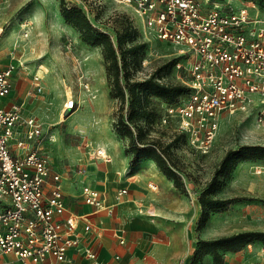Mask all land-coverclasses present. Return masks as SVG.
I'll list each match as a JSON object with an SVG mask.
<instances>
[{"label":"rangeland","instance_id":"1","mask_svg":"<svg viewBox=\"0 0 264 264\" xmlns=\"http://www.w3.org/2000/svg\"><path fill=\"white\" fill-rule=\"evenodd\" d=\"M59 1L0 0V59L3 64L18 61L13 93L24 101L25 115L31 114L49 125L45 135L51 139L46 138L45 147L50 163L69 173L74 169L84 172L87 161H97L95 149L106 148L104 142L121 150L127 140H122L113 129L118 99L109 95L101 48L85 43L80 33L65 22L59 12ZM65 1L81 5L95 25L112 34L115 13L125 12L132 18L137 30L136 40L145 44L129 64L130 76L134 79L142 80L152 72L158 73L159 67L176 54L173 44L146 32L127 6L114 0ZM219 1L231 3L234 8L241 7L242 2L253 4L250 16L264 21V0ZM168 73L165 75L171 78ZM33 74L40 76L42 91L28 94ZM85 82L88 89L84 87ZM70 95L78 105L71 112L63 113L64 101ZM257 111L258 108L241 113L224 112L207 154H200L186 143H175L170 148L183 172L187 193L171 186L181 199L174 194L170 195V201L151 198L152 202L176 210L180 218L171 217L166 209L154 216L149 214L161 225L159 231L153 232L148 245H156L164 256L154 258L145 254L141 257L144 264H188L198 237L215 238L244 230L264 231V160L241 162L222 176L216 195L241 198L222 211L211 213L204 227L195 229L200 212L197 196L225 151L244 143L264 144V118L258 119ZM173 126L174 123L167 127L156 125L152 135L165 144L172 138ZM260 241L253 240L251 248L244 246L235 252L225 251L224 264H260L261 254L257 250ZM198 264L214 263L212 257L206 255Z\"/></svg>","mask_w":264,"mask_h":264},{"label":"built area","instance_id":"2","mask_svg":"<svg viewBox=\"0 0 264 264\" xmlns=\"http://www.w3.org/2000/svg\"><path fill=\"white\" fill-rule=\"evenodd\" d=\"M114 1L129 7L146 32L176 50L171 78L166 75L161 81L180 82L189 91L177 103L163 105L158 126L174 123L172 134H183L189 147L207 154L224 112L258 108V119L264 118V21L250 16L253 4L242 2L234 8L219 0ZM18 65L10 60L0 67V264H61L70 249H83L95 258L92 249L81 245L77 230L81 221L85 232L91 223L85 214L67 207L63 175L52 170L43 148L44 138L51 139L45 135L49 128L35 116L24 115L22 102L4 103ZM84 87L89 88L87 82ZM40 91L41 78L33 74L27 93ZM77 105L73 96H67L63 113ZM20 125L25 139L17 137ZM94 156L110 161L103 147L96 148ZM148 186L157 188L154 182ZM126 193V187L119 188L116 199ZM81 198L95 209L112 211L95 187L83 185ZM246 246L251 248L252 243ZM257 250L258 261L264 264V243ZM5 254L13 259L3 260Z\"/></svg>","mask_w":264,"mask_h":264},{"label":"trees","instance_id":"3","mask_svg":"<svg viewBox=\"0 0 264 264\" xmlns=\"http://www.w3.org/2000/svg\"><path fill=\"white\" fill-rule=\"evenodd\" d=\"M59 12L66 23L72 25L82 40L101 48L105 62L106 77L109 81V95L118 99L117 119L113 125L120 138L126 139L124 152L129 157V165H136L141 159L154 160L161 173L181 192L187 188L175 156L170 152L173 144L185 143L183 134H172V138L162 141L152 135L158 125L164 104H175L189 88L176 81H161L170 72L177 57L171 58L158 73H150L142 80L130 76L129 64L144 48V42L136 40L137 30L132 18L125 12L113 16V32L95 25L81 5L75 2L59 1ZM156 128V127H155ZM246 160H264V144L244 143L229 148L214 167L210 179L197 196L200 205L195 229L200 230L210 214L227 208L240 196L218 197L216 192L222 185L221 177L228 175ZM253 240L264 243V231L244 230L215 238L198 237L188 264H198L204 256L210 255L214 264H224V252H235Z\"/></svg>","mask_w":264,"mask_h":264},{"label":"crops","instance_id":"4","mask_svg":"<svg viewBox=\"0 0 264 264\" xmlns=\"http://www.w3.org/2000/svg\"><path fill=\"white\" fill-rule=\"evenodd\" d=\"M2 65L5 64L0 59V67ZM16 75L17 70L13 76V87L4 98L5 104L14 101L24 103L22 98L13 93ZM23 114L25 115L24 109ZM43 125L49 128V125ZM22 136L23 128L20 125L17 126V137L22 138ZM46 138L42 145L47 151ZM103 144L108 149L110 161L105 162L100 158H97V161H87L84 172L74 169L69 173L67 169H61L51 163L52 170L60 171L63 175L61 184L67 207L76 213L85 214V221L91 223V228L86 232L82 229L84 221L79 223L77 230L81 235V245L88 246L96 253L95 258H90L83 249H70L67 252V259L61 264H144L141 257L145 254H151L154 258L163 257L164 252L158 250L156 245H148L153 232L159 231L161 225L158 219L152 216L156 212L163 213L166 209L171 217H180L176 210L165 208L152 201L156 198L170 201L171 194L181 199L171 188L174 187L172 181L158 170L154 160L141 159L136 165L130 166L124 147L119 150L113 144L107 142ZM11 146L14 148V142ZM131 171L134 174H130ZM149 182L156 183L157 188H150ZM85 184L97 188L103 196L104 204L111 206L112 211L106 208L95 209L84 203L81 198V188ZM121 187H126L127 193L117 200L116 192ZM121 239L124 240L123 243L120 242ZM116 255L118 258L115 257ZM2 259L10 261L13 256L5 254Z\"/></svg>","mask_w":264,"mask_h":264},{"label":"water","instance_id":"5","mask_svg":"<svg viewBox=\"0 0 264 264\" xmlns=\"http://www.w3.org/2000/svg\"><path fill=\"white\" fill-rule=\"evenodd\" d=\"M69 113V112H68Z\"/></svg>","mask_w":264,"mask_h":264}]
</instances>
